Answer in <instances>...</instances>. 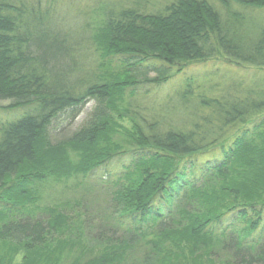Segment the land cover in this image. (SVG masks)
I'll return each instance as SVG.
<instances>
[{
	"label": "trees",
	"instance_id": "trees-1",
	"mask_svg": "<svg viewBox=\"0 0 264 264\" xmlns=\"http://www.w3.org/2000/svg\"><path fill=\"white\" fill-rule=\"evenodd\" d=\"M58 2L0 0V103L10 101L0 108L28 110L0 122V264L19 254L22 264H264V87L186 79L173 103L191 105L189 119L170 118L172 103L147 114L132 100L142 79L162 85L198 62L263 66L264 17L240 36L231 10L253 13L264 0L109 3L95 26L69 31L57 28ZM93 99L86 124L50 139L54 122ZM124 156L118 179L102 181L112 209L98 223L120 236L104 229L87 246L67 205L43 204V185Z\"/></svg>",
	"mask_w": 264,
	"mask_h": 264
},
{
	"label": "rangeland",
	"instance_id": "rangeland-1",
	"mask_svg": "<svg viewBox=\"0 0 264 264\" xmlns=\"http://www.w3.org/2000/svg\"><path fill=\"white\" fill-rule=\"evenodd\" d=\"M123 1H125L126 5L131 4V0H59L54 15L56 16L57 28L63 31H69L73 27H83L86 24L95 26L103 19V5L106 7V5L109 6V3L116 4ZM231 15H236L238 17V19L235 20L237 23L231 22V25L240 36L252 34V32H255V28L263 27V24L256 20V18L257 15H259V17H264V9L258 8L251 13L247 12L245 9L242 10L241 8H235L234 10H231ZM74 33L77 35L75 30ZM120 62V59H111V64L114 68L120 69ZM84 64L85 63H83V65ZM155 75L156 72L153 70L149 71V77ZM204 76L209 77V81L206 82V84L221 83V87H228V89H232L234 84H238V87L241 86L243 91L253 87L261 89L264 87V65L236 64L229 59L218 57L205 62L192 64L186 67L182 72L175 74L174 77L162 85H154L151 83L143 84L142 79V82L137 88L138 95L132 99L134 100L133 104L139 103L143 108V113L156 114L163 112V108L172 103L170 104V107L173 110H168L169 113L167 114L170 118L177 119L183 117L189 119L190 116H193V108L191 105L186 106L181 103L176 104L173 103V101L176 99L178 90L183 88L186 79H192L195 81ZM147 89H149V94L145 96L142 93ZM128 98L131 99L130 94H128L127 101ZM9 102V100L2 101L0 106H6ZM125 103L127 102L125 101ZM125 103L123 106L126 105ZM96 106L97 101L94 99L90 100L82 108L79 115L73 120L59 119L54 122L49 129L50 139L53 141H60L72 135V133L87 123ZM24 112L27 114L28 110L22 109L21 111L15 110L9 112L5 108H0V122L8 118H17ZM263 112L260 111L257 115H261ZM113 114L122 126L128 129L132 128V122L129 117L119 118L116 113ZM127 162L128 159L124 156L122 158H116L106 166L99 168L91 177L71 179L68 182H63L58 185L50 181L43 185V204H57L61 202V205H67V210L74 219V222L77 225H84L83 228H81L84 231V234L82 235L84 242L87 246L98 248L100 245L97 240H100L97 237L106 233V231H104L106 228L102 229L98 223L102 221L105 222L106 213H103V210L110 211V209H112V206L107 204L110 200L109 194L112 187H107L111 186L107 183V186L105 185L106 187H103L104 185L102 181L107 179V177H110V175L114 180L118 179L117 176L119 172L125 169V164H127ZM66 184L68 185L66 186ZM101 212L103 214H101ZM88 223H90L91 226H88ZM121 228L123 229L124 226H121ZM112 230H107L108 234H106H115L116 239L119 238L120 233L118 231L117 233H114V230ZM135 254L136 256H139V253ZM23 257V254L17 255L14 264H22Z\"/></svg>",
	"mask_w": 264,
	"mask_h": 264
}]
</instances>
